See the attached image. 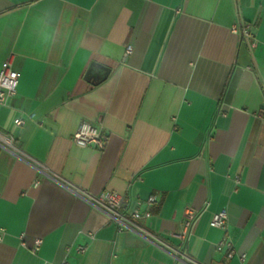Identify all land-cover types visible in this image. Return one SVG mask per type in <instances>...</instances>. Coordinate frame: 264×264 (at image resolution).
Masks as SVG:
<instances>
[{"label": "crops", "instance_id": "1", "mask_svg": "<svg viewBox=\"0 0 264 264\" xmlns=\"http://www.w3.org/2000/svg\"><path fill=\"white\" fill-rule=\"evenodd\" d=\"M4 65L0 264H264V0H0ZM83 121L103 149L73 142ZM103 190L156 197L143 232L88 201Z\"/></svg>", "mask_w": 264, "mask_h": 264}, {"label": "built area", "instance_id": "2", "mask_svg": "<svg viewBox=\"0 0 264 264\" xmlns=\"http://www.w3.org/2000/svg\"><path fill=\"white\" fill-rule=\"evenodd\" d=\"M231 31L239 33L243 38L249 41V45L254 47L256 40L250 31V27L246 23H239L232 26ZM131 46H127L125 49V55L131 52ZM19 74L15 70H12L8 66L4 65L0 70V107L5 105L7 101L15 95L18 85ZM15 124L21 125L22 119L14 120ZM105 136L101 131L100 127L93 125L90 122H81L74 134L73 142L79 147H92L94 149H103L105 145ZM0 147L15 149L13 144V137L7 134H0ZM38 182L35 181L33 186H37ZM88 201L95 206L103 210L108 220L114 221L117 224L118 230L123 229H135L143 232L135 226L134 221L148 218L151 215L152 207L157 203L155 196H149L146 200H138L135 206L129 210L130 201L125 194L118 193L113 190H103L95 196H87ZM197 219V212L186 208L183 214V221L180 231L176 234L179 244H184L192 233V228ZM209 225L213 228L222 230L223 234L218 242L215 244L217 251H223L227 258H232L236 255L235 248L228 238L227 226H228V214L225 209H222L212 214L209 221ZM3 232V229H0ZM1 239V236H0ZM41 240L35 241V250L38 249ZM77 252L81 253L85 250V247L78 245L76 247ZM178 253V252H177ZM244 254L238 255V258L244 260ZM44 264H51L45 262Z\"/></svg>", "mask_w": 264, "mask_h": 264}]
</instances>
